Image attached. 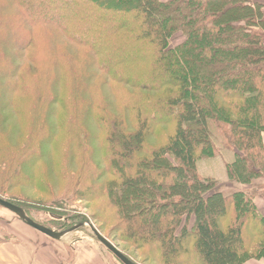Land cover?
Returning a JSON list of instances; mask_svg holds the SVG:
<instances>
[{
	"label": "trees",
	"instance_id": "1",
	"mask_svg": "<svg viewBox=\"0 0 264 264\" xmlns=\"http://www.w3.org/2000/svg\"><path fill=\"white\" fill-rule=\"evenodd\" d=\"M1 3L0 31L18 30L21 39L8 35L17 64L0 50L4 57L0 73L16 77L19 91L30 86L23 61L36 60L45 37L55 32L72 48L81 49L84 58L78 62L83 61L82 77L87 80L77 90L78 73L70 61L78 58L54 51L47 100L65 108L71 105V120L82 111L86 118L92 113L94 106L86 100L81 110L75 107L82 104L76 95L88 92L92 81L101 89L114 90L124 101L123 114L105 109L95 114L92 121L103 140L92 128L83 133L92 137V143L81 139L79 129L71 134L78 135L80 142L67 150L69 163L90 165L88 154H96L98 145L99 160L105 162L103 170L92 165L91 176L80 180L79 175L77 191H72L75 197L94 200L107 190L120 219V237L137 246L155 244L164 264L190 259L196 264H246L264 257V215L254 203L256 195H264L262 2L11 0L16 15L8 14ZM68 88L70 94L62 93ZM169 122L173 132L150 148L147 138L153 124ZM48 135L53 134L43 137ZM215 143L232 157L225 164L227 191L219 179L198 172L197 156L214 150ZM36 152L33 147L29 155ZM64 165L68 166L64 170L72 169ZM2 166L5 174L23 171L14 160ZM105 170L115 178L103 180ZM75 174L64 172L70 181ZM6 200L40 223L23 205ZM54 207L65 212L64 205ZM53 215L68 221L63 214ZM86 220L72 221L59 230ZM181 256L185 261H180Z\"/></svg>",
	"mask_w": 264,
	"mask_h": 264
},
{
	"label": "rangeland",
	"instance_id": "2",
	"mask_svg": "<svg viewBox=\"0 0 264 264\" xmlns=\"http://www.w3.org/2000/svg\"><path fill=\"white\" fill-rule=\"evenodd\" d=\"M1 1V5H3L8 14H18V9L12 5L11 0ZM13 21L16 23L15 20ZM7 23H10V21H7ZM10 31L8 29L0 31V50L7 51L11 55L7 56L8 60L17 64L15 54L9 48L12 47L13 40H9L11 38H8V35H11L15 41H19L21 39L19 36L20 32L18 30L12 31L11 29ZM45 38H47V42L45 45H41L35 56L36 60L31 63L28 61L26 64L23 61V66L26 65L25 69L29 71V76L31 77L28 82L30 84L29 88L25 91H19L16 77L8 76L5 78L0 73V196L23 205L31 217L54 230L60 231L59 229L69 225L72 221L87 218L95 228L99 229L103 236L109 237L121 252L130 257L131 261L138 264H164L155 244L137 246L120 237L121 230L118 228L120 219L108 198L107 190H103L101 192L102 195L94 200H86L73 195L72 191H77L76 188H78L74 184L78 180L79 175L80 180L87 178L93 173L92 165H97L103 170L105 162H100L99 160L98 145L96 154L94 152L88 154L90 165L87 163L86 166H74L76 163H69L67 150L71 145L75 146V143L80 142L78 135L74 138L71 134L79 129L82 134L81 139L85 143H92V137L90 135L85 137L83 133L88 131L87 129L91 131V128L95 130L96 134L99 133L95 128L94 121H92L95 119L97 111L105 109L109 113L123 114L124 101L114 90L101 89L99 85L92 81L89 85L91 89L88 92L76 95L82 98V104L78 102L75 104L76 109L81 110L84 107L83 100L92 103L94 106L92 113L89 111L88 118H86L85 112L82 111L83 113H78V118L71 120L74 114L71 112V105L66 108L61 107L46 98L55 67L51 56L54 51H61L66 52L69 58H78L77 61H70L75 66L76 73H78V78L76 79L77 90L84 88L87 80V77H82L83 73H85V65L83 61L81 63L78 62L84 56L80 54L81 49L72 48L64 37L55 32H49V35ZM49 40L57 41V44ZM175 41L178 42L180 39ZM3 59L4 57L1 53V68L4 62ZM69 87L72 88L71 91L75 90L73 82L70 83ZM62 93L65 95L70 94V88ZM125 115L128 126H132V122L129 121L131 119L129 114ZM173 129L174 125L171 122L153 124L151 132L148 134L147 145L151 148L153 145H159L164 142L173 132ZM47 132L53 134L48 135L49 140L43 137ZM99 134L98 140H103V134ZM98 140L93 143L95 148L99 142ZM22 145L28 146L26 150L19 154L18 149ZM33 147L34 149L38 148L39 152H36L37 155H29ZM214 147V150L204 151L197 156L198 172L203 176L219 179L225 185L224 191H227L226 186L230 185V183H226L225 164L231 161L232 157L228 156L218 143H215ZM27 151L28 153L26 154ZM12 160L16 161L18 167L22 165L23 171L12 173L8 171L5 174L6 170L3 169L2 163ZM64 164L70 165L72 169L64 170V166H66ZM72 171L76 174L73 180L70 181L69 177H65L64 172L71 174ZM103 176V180L115 178L111 172L108 173L106 170L103 172ZM68 190L70 194L65 196ZM59 205H64L65 212H61L57 207H54ZM53 213L65 215L68 217V221L54 216ZM19 226L28 227L29 225L21 221L12 211L0 206V231L10 233L14 230L16 232ZM28 228L31 232L41 233L32 227ZM46 238L51 243L63 246L69 250L81 248L100 250L107 258L108 264H123L94 237L88 226H82L68 233L61 240H54L47 236ZM188 257L190 258L191 254ZM179 259L180 261H185L183 256ZM191 260L183 264H196ZM254 260L257 259H251L246 264L255 263Z\"/></svg>",
	"mask_w": 264,
	"mask_h": 264
},
{
	"label": "crops",
	"instance_id": "3",
	"mask_svg": "<svg viewBox=\"0 0 264 264\" xmlns=\"http://www.w3.org/2000/svg\"><path fill=\"white\" fill-rule=\"evenodd\" d=\"M259 1L264 4V0ZM262 138L264 142V134ZM254 203L264 215V195H256ZM28 227L19 226L18 231L10 233L0 231V264H108L100 250H69L51 243L42 233L31 232ZM254 261L252 264H264V257Z\"/></svg>",
	"mask_w": 264,
	"mask_h": 264
},
{
	"label": "water",
	"instance_id": "4",
	"mask_svg": "<svg viewBox=\"0 0 264 264\" xmlns=\"http://www.w3.org/2000/svg\"><path fill=\"white\" fill-rule=\"evenodd\" d=\"M0 206L12 211L14 214H16L24 223L29 225L30 227L34 228L35 230L41 232L42 234L46 235L49 238H52L54 240H61L65 235L68 233L77 230L78 228L82 226H88L91 232L93 233L94 237L102 243L109 251L112 252V254L123 264H136L133 261H131L129 258H127L114 244H112L109 240H107L95 227L94 225L89 221L86 220L84 222H80L77 224L72 225L71 227L65 229V230H54L47 226H44L36 221H34L32 218H30L26 212L19 206L9 202L8 200L0 197Z\"/></svg>",
	"mask_w": 264,
	"mask_h": 264
}]
</instances>
